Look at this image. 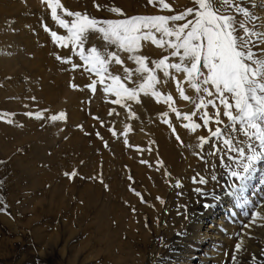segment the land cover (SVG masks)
Listing matches in <instances>:
<instances>
[{
    "label": "rangeland",
    "instance_id": "1",
    "mask_svg": "<svg viewBox=\"0 0 264 264\" xmlns=\"http://www.w3.org/2000/svg\"><path fill=\"white\" fill-rule=\"evenodd\" d=\"M249 1L259 0H244L242 6L249 8ZM166 2L172 5L171 12L158 5H148L147 0H60L69 11L87 12L97 19H122L119 14L108 11L111 7H120L127 16H132L172 15L196 6L194 0ZM97 4L101 6L99 10ZM0 7L5 9L0 16V264H101L106 255L100 251L98 227L101 201L96 191L101 188L102 170L99 145L107 147L108 137H118L124 111L129 119L146 120L148 99L165 106L180 123L188 124L186 122L194 116L186 120L185 115L191 116L190 113L179 105L174 106L177 82L186 74L169 69L170 76L164 77L162 70L154 69L152 61L169 56L167 63H178L179 57L170 56L171 48L140 41L136 54L148 57V67L153 68L162 81L155 86L161 96L157 99L150 93H141L139 103L128 102L136 115L134 118L122 105L111 103L116 99L114 93L103 91L113 83L108 79V72L119 75L129 88L143 82L147 74L135 73L138 65L128 59L131 53L108 43L100 33H88L83 46L85 56L90 55L89 50L94 46L102 55L106 51L116 52L124 61L123 65L114 61L108 63L101 84L100 77L90 70L91 65L81 60L79 46L74 48L70 38L58 44L50 31H45L44 25H47L58 35L69 36L67 30L52 19L46 3L0 0ZM249 10L256 15L253 9ZM57 15L69 23L74 19L59 8ZM237 18L244 19L243 14ZM156 36L160 38L159 33ZM56 55L70 57L71 62L57 60ZM72 64L80 67L73 70ZM125 67L133 70L131 82L124 80ZM94 80L97 81L95 92L86 87ZM165 80L167 82L163 83ZM172 84L176 94L170 89ZM167 95L173 97V106L181 114L179 118L164 101ZM72 101L75 104L71 105ZM229 102L234 103L230 96ZM111 109L115 111L110 116ZM232 111L237 115L235 107ZM28 112L33 115H26ZM61 112L65 114L64 119H51ZM208 115L212 117L209 123L216 124L212 122L215 111ZM220 115L221 121L229 122L221 110ZM97 131L103 139L96 136ZM221 139L230 138L225 135ZM235 179L231 177L224 186L229 199L242 188ZM249 181L250 177L244 186ZM92 191L96 196L93 209L88 211L86 202ZM111 218L113 220V214ZM255 261L252 264H260L259 259Z\"/></svg>",
    "mask_w": 264,
    "mask_h": 264
},
{
    "label": "bare ground",
    "instance_id": "2",
    "mask_svg": "<svg viewBox=\"0 0 264 264\" xmlns=\"http://www.w3.org/2000/svg\"><path fill=\"white\" fill-rule=\"evenodd\" d=\"M247 4L264 22V0ZM4 10L0 7V16ZM180 83L190 100H182L179 91L176 89V94L173 90L174 84L170 89L176 94L174 106H181L191 116L196 113L186 122L188 128L183 127L185 122L172 117L165 106L148 99L146 110L139 109L146 111V120L129 119L124 111L125 115H120L122 130L118 137H108L107 147L99 145L102 170L101 188L96 191L101 201L98 227L100 251L106 255L101 264H231L235 260L234 264H252L257 259L261 264L264 262V158L255 162L249 184L229 199L224 186L232 177L231 171L239 170L238 153L230 151L223 139L215 138L201 149L198 138L207 140L217 126L225 128L231 122L209 123L205 127L201 119L205 109H197V104L201 97L205 100L211 97L189 87L185 75ZM71 95L69 92L68 96ZM217 106L224 111L218 101ZM206 111L213 114L215 110L209 105ZM165 112L167 117L163 116ZM165 119L170 124L164 123ZM193 123L200 125L195 132L191 130ZM236 128V133L226 135L233 144L239 140V146H244L245 154L250 155L247 145H258V141H250L240 126ZM252 131L248 129L249 134ZM176 135L183 143L177 141ZM213 144L219 151L210 155ZM197 153L203 154L204 159ZM199 176L207 183L199 184ZM177 179L182 187H175ZM197 188L202 192L198 193ZM96 193L92 191L88 196V211L94 206ZM238 243L239 250L235 247Z\"/></svg>",
    "mask_w": 264,
    "mask_h": 264
},
{
    "label": "snow or ice",
    "instance_id": "3",
    "mask_svg": "<svg viewBox=\"0 0 264 264\" xmlns=\"http://www.w3.org/2000/svg\"><path fill=\"white\" fill-rule=\"evenodd\" d=\"M41 3L48 5L51 9L52 19L57 21L61 28H65L69 36H60L57 32L48 29L47 25H44L45 31H50L51 36L58 44L70 38L74 48L79 46L81 60L91 65L90 70L100 77L101 84L105 80L102 73L107 72L106 65L112 61L123 65L124 61L116 52L106 51L102 55L94 46L89 50L90 55L85 56L83 46L88 38V33H100L108 43L117 45L121 50L131 53L128 59L138 65L134 70L135 73L142 76L147 74L144 76L143 82L138 87L129 88L121 82L119 75H112L108 72V79L113 83L103 88L105 93L115 94L116 99L111 103L122 105L128 109L130 116L135 117V113L131 111V104L128 102L139 103L141 93H150L157 99L160 98L161 93L156 90L155 86L162 81L158 79L154 69L162 70L164 77L170 76L169 69L183 72L186 74L185 80L189 87L195 89L198 94L202 92L207 97H211L207 100L201 97L197 104V109H205L201 116L205 127L212 120L206 111L209 105L215 109L213 122L217 125L223 123L220 119V107L217 106L218 101L219 105L223 106V116L231 123L225 125L224 130L219 126L215 131L210 130L211 135L207 140L204 137H199L198 147L203 149L204 145L213 138L220 141L226 134L231 136L236 133V124L238 123L240 131L250 141H258V145L249 143L247 150L251 154L246 155V148L239 146V141L233 144L231 139H224L223 143L230 145V151L237 152L241 159L239 170H232L231 176L240 181L241 187L248 181L254 170L255 162L264 158V82H261L264 81V22H261L260 17L250 12L248 7L242 6L244 0H194L195 7H188L172 15L127 16L120 7L108 9L110 12L119 14L123 17L122 19H97L89 16L87 12H72L64 8L60 0H41ZM147 4L154 7L158 5L170 12L173 10L172 5L166 0H147ZM95 6L97 10L101 7L98 4ZM58 8L62 9L67 16L74 17L71 23L57 15ZM239 14H243L244 19H238ZM181 21L184 23H177ZM157 33L160 34L159 39L156 36ZM140 41H151L158 46L171 48L170 56L179 57L180 62L167 63L170 57L164 56L159 60L152 61L154 69L149 68L148 57L136 54L140 47ZM64 46L67 47V44ZM56 59L64 63L71 62L70 57L62 58L56 55ZM78 67L80 65L72 64L73 70ZM124 73V80L131 82L133 70L125 67ZM166 82V80L163 81V83ZM96 84L97 81L94 80L86 87L95 92ZM74 87L77 86L74 85ZM177 90L183 100H190L180 82H177ZM229 96L234 103L229 102ZM32 99L34 100L35 97ZM164 101L179 118L181 114L173 106V97L167 95L164 97ZM233 107H235L237 115L233 114ZM114 111L111 109L109 115L111 116ZM25 114L33 115L31 112ZM37 115L39 116L40 113ZM167 115V112L163 113L164 117ZM194 115L196 113H192V116ZM192 116L185 115V119L191 120ZM64 118L63 112L58 116L51 117L52 120ZM94 119L99 118L94 117ZM163 122L170 124V121L166 119ZM101 124L103 125V122ZM78 127L82 128L81 125ZM183 127L188 128L189 125L184 124ZM199 127V124L193 123L191 130L195 132ZM248 129L254 131L249 134ZM172 131L175 134V128ZM96 136L103 139L98 131ZM175 138L183 143L179 135H176ZM105 146H107V142H105ZM257 148L261 150L258 151ZM218 151L219 149L213 144V151L209 154L214 155ZM197 154L201 159H204L203 154ZM142 163H146V161H142ZM73 175L75 174L73 173ZM166 175L170 174L166 173ZM129 179L132 180V177L129 176ZM212 179L215 180L216 177L213 175ZM197 182L199 184L207 183L203 176H199ZM105 187L107 188V185ZM175 187H182L179 179H177ZM196 191L202 192L201 188H197ZM160 202L164 203L163 200ZM209 206V204H205V207ZM235 247L237 250L241 249L239 243ZM233 258L235 259V257Z\"/></svg>",
    "mask_w": 264,
    "mask_h": 264
}]
</instances>
